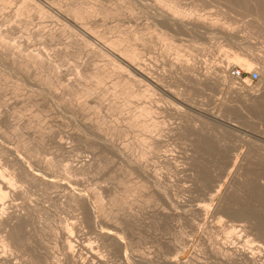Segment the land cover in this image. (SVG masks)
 I'll return each mask as SVG.
<instances>
[{
    "label": "rangeland",
    "instance_id": "rangeland-1",
    "mask_svg": "<svg viewBox=\"0 0 264 264\" xmlns=\"http://www.w3.org/2000/svg\"><path fill=\"white\" fill-rule=\"evenodd\" d=\"M1 1L0 48L5 54L0 52V164L10 171L3 165L9 157L29 171L32 165L30 173L36 182L18 185L23 188L25 184L29 198L40 207L32 225L23 229L29 235L22 231L21 238L26 237L18 251L13 250L11 264H39L26 243L33 225L42 238L43 253L62 249L57 236L62 233L59 228L67 225L80 230H74V238L93 248L105 264H174L175 260H188L186 264L246 263L224 255L226 248L251 249L259 264H264V0H166L180 10L176 18L172 6L164 7L166 4L155 0H138L137 4L128 0H53L63 8L81 1L82 8L96 17L95 29L103 31L107 25L110 38H123L122 47L137 50V62L157 82L139 77L131 80L112 57L95 56L94 46L76 45L73 29L45 8L41 11L37 2ZM129 7L135 8L137 17ZM166 16L184 21L175 20L177 25L171 26L161 22ZM206 21L219 23L218 27L232 35L209 30L203 26ZM8 25H14L16 32L7 36L3 31ZM48 30H54V37ZM10 49H16V55ZM94 56L98 58L93 60ZM249 58L256 59L251 69L242 66ZM181 64L195 69L184 71V75L177 67ZM94 66L105 73L94 72ZM236 68L243 73L240 79L232 75ZM252 71L259 72L257 81H251ZM77 78L84 81L85 96L76 91L77 95L71 91L60 100L48 95L61 93ZM96 90L104 92L98 95ZM242 92L261 100L251 102L249 95L242 98ZM91 95H96L97 103ZM74 96L93 100L87 102L86 115L80 116L72 105ZM84 159L92 160L91 169L73 172V166ZM46 161L56 171L52 175L42 168ZM95 192L94 196H103L95 200L99 215L92 214L88 206L81 210L71 199L77 198L78 204V198ZM15 199V203L22 202ZM43 261L40 259V264Z\"/></svg>",
    "mask_w": 264,
    "mask_h": 264
},
{
    "label": "bare ground",
    "instance_id": "bare-ground-1",
    "mask_svg": "<svg viewBox=\"0 0 264 264\" xmlns=\"http://www.w3.org/2000/svg\"><path fill=\"white\" fill-rule=\"evenodd\" d=\"M8 1V0H7ZM12 1H14V0H12ZM25 3H28V1L26 0H23ZM34 2H35V4H36V2L38 3L37 5L39 6V5H41L40 7V10L42 11L44 8L46 9V11H48V12H50V14L52 13L53 15H55L58 19H60L63 23H64V26H69V27H71L72 29H73V33L75 34H73V36H74V40H75V43H76V45H79V46H85V47H87V46H94L93 48H94V50H92V52H94V55L96 54V55H100L99 57H101V56H110V57H112L113 58V60H114V62H115V60L116 61H118V68L120 69H123L124 71H125V73H128V75H127V77H131L130 79L131 80H136V77H139L140 78V80H141V78H145V79H147V80H149L150 82H157L156 81V79H155V77L151 74V73H149L148 71H146L145 69V71L143 70V68H142V66H140V64H139V61L137 62V60H136V52H137V50H136V52H135V50H133L132 48H131V50H129L128 48H124V46L122 47V45H121V40L123 39H121V40H119V39H116V38H114V37H112V38H110L111 36H109V35H107V25H106V29H104L103 31H101V30H96L95 29V27L94 26H97L96 25V22L97 21H95V18H93V16H94V14L91 12V11H87V10H84L82 7H83V3H80V2H78L76 5H72V7H71V5L69 6L68 4H67V6H66V8H63V6H60V7H57V5L55 6L54 4H55V2L53 3V0H33ZM66 1V0H65ZM102 1V0H101ZM130 1V3L131 2H133L132 4H137L139 1L138 0H128V2ZM138 1V2H137ZM146 1H148V0H146ZM156 2H158V4L159 3H162L163 5L164 4H166V6H164V7H169L168 5H170V6H172V8H174L173 6H175V5H171V4H169L166 0H155ZM166 1V2H165ZM0 2H2L1 0H0ZM4 2H5V0H4ZM3 2V3H4ZM15 2V1H14ZM23 2V3H24ZM75 2H77V1H75ZM74 2V3H75ZM121 2V1H120ZM151 2V1H150ZM174 2V1H173ZM2 3V4H3ZM9 3H11V2H9ZM9 3H6L7 5H9ZM13 3V2H12ZM21 3V2H20ZM22 3V4H23ZM24 3V4H25ZM29 3H31L30 5H33L32 4V2L29 0ZM57 3H58V1H57ZM102 3V2H101ZM141 3V2H140ZM154 3V2H153ZM1 4V3H0ZM23 4V5H24ZM66 4V3H65ZM174 4V3H173ZM178 4V3H177ZM4 5V4H3ZM7 5H4V6H7ZM28 5V4H27ZM30 5H28V6H30ZM59 5V4H58ZM143 5V4H142ZM149 5V4H148ZM155 5V4H154ZM1 6V5H0ZM4 6H2L3 7V9H5V8H7V7H5L4 8ZM35 6V5H34ZM94 6V5H93ZM144 6V5H143ZM157 6V5H156ZM159 6V5H158ZM157 6V7H158ZM178 7H180L179 5H177ZM237 6V5H236ZM23 7H26V4L23 6ZM22 7V8H23ZM31 7H33V6H31ZM30 7V8H31ZM36 7V9H37V6H35ZM65 7V6H64ZM74 7V8H73ZM133 7H134V5H133ZM154 7V6H153ZM156 7V8H157ZM1 8V7H0ZM21 8V9H22ZM29 8V7H28ZM28 8H27V11H28ZM128 8V7H127ZM130 8V7H129ZM162 8V7H161ZM171 8V10H173V13H174V16H175V18H176V15H178L179 13H181L180 12V10L179 9H176V8H174V9H172ZM234 8V7H233ZM13 9V8H12ZM12 9H10V11L12 10ZM34 9V8H33ZM32 9V10H33ZM45 9H44V11H45ZM89 9V8H88ZM96 9V8H95ZM94 9V11H98L97 9L95 10ZM135 9V8H134ZM132 7L129 9L130 10V12L133 14V16L135 15V12L133 11L134 10ZM19 10H20V8H19ZM24 10H25V8H24ZM90 10V9H89ZM138 10V9H137ZM159 10H160V7H159ZM162 10V9H161ZM29 11H31V9L29 10ZM37 11V10H36ZM36 11H35V13H36ZM71 11V12H70ZM163 11V10H162ZM170 11V10H169ZM2 12V11H1ZM5 12V11H4ZM24 11L22 10V13H23ZM32 12V11H31ZM138 12V11H137ZM136 12V13H137ZM165 12V11H164ZM167 12V11H166ZM226 12V11H225ZM25 13H27V12H25ZM29 14H30V12H28ZM27 13V14H28ZM33 13V12H32ZM31 13V14H32ZM38 13V12H37ZM39 13H40V11H39ZM43 13V12H42ZM41 13V14H42ZM171 13V12H170ZM173 13H171V14H173ZM184 13V12H183ZM18 14V13H17ZM44 14H46V12H44ZM43 14V15H44ZM50 14H48V16L50 15ZM51 14V15H52ZM139 14V13H138ZM7 15H8V13H7ZM7 15H6V17H7ZM39 15V14H38ZM37 15V16H38ZM159 15V14H158ZM179 15H181V14H179ZM187 15V14H186ZM243 15V14H242ZM55 16H53V17H55ZM132 16V17H133ZM136 16V15H135ZM134 16V17H135ZM139 16V15H138ZM162 16H163V14H162ZM165 16V15H164ZM0 17H2V16H0ZM11 17V16H10ZM39 17V16H38ZM133 17V18H134ZM137 17V16H136ZM177 17H180V16H177ZM188 17V16H187ZM40 18H42V17H40ZM101 18V17H100ZM99 18V19H100ZM161 18V17H160ZM198 18H200V17H198ZM196 19V20H199V19ZM17 19V18H16ZM46 19V18H45ZM53 19V18H52ZM202 19V18H201ZM206 19V18H205ZM6 20V19H5ZM12 20V19H11ZM40 20V19H39ZM101 20V19H100ZM104 20V19H103ZM105 20H107V19H105ZM133 20V19H132ZM159 20H161V19H159ZM180 21L181 23H182V21H184V20H177V19H174V17H173V19L172 18H170L169 16L167 17H165V19L164 18H162V21L161 22H164V23H166V24H168V25H171V26H176L175 25V23H176V21ZM254 20H256V19H254ZM59 21V20H58ZM188 21V20H187ZM186 21V22H187ZM190 22H191V20H189ZM193 22L195 21V20H192ZM258 21V20H257ZM186 22H184L183 24H185ZM190 22H187V23H190ZM202 22H205V20L204 21H201V23ZM207 22V21H206ZM214 22V21H213ZM29 23V22H28ZM60 23V22H59ZM104 23V25H105V22H103ZM103 23H102V25H103ZM196 23H198V21L196 22ZM195 23V24H196ZM215 23V22H214ZM214 23H211V22H207V23H203V26H205L206 28H208L209 30L211 29L212 31L213 30H216V31H221L222 30V32L223 33H225V34H227V35H232V33H230L229 31H226V30H228V29H226L225 27V29L223 28H221V27H218L217 25L219 24L218 22V24L216 25V24H214ZM255 23V22H254ZM257 23V22H256ZM9 24V23H8ZM41 24H43V21H41ZM49 24V23H48ZM47 24V25H48ZM107 24V23H106ZM161 24V23H160ZM178 24H180V23H178ZM190 24H192L193 25V23L191 22ZM194 24V25H195ZM199 24H200V20H199ZM54 25V24H53ZM59 25V24H58ZM63 25V24H62ZM162 25V24H161ZM264 25V24H263ZM50 26V25H49ZM179 26V25H178ZM177 26V27H178ZM188 26V25H187ZM197 26H198V24H197ZM14 27V25H12V27H9V25H8V28L6 27H4L5 29H4V31L3 32H5V33H7V36H8V34L10 33L11 34V32L13 33V31L16 29V27L15 28H13ZM48 27V26H47ZM52 27V26H51ZM55 27V26H54ZM58 27V26H57ZM165 27V26H164ZM183 27V26H182ZM193 27H195V26H192L191 27V29L193 28ZM204 27V28H205ZM259 27V26H258ZM59 28V27H58ZM190 28V27H189ZM260 28V27H259ZM262 28V27H261ZM46 29H49V28H46ZM50 29H52V28H50ZM56 29V28H55ZM54 29V30H55ZM180 29V28H179ZM190 29V30H191ZM194 29H196V27L194 28ZM203 29V28H202ZM44 30V29H43ZM53 30V31H54ZM57 30H59V29H57ZM57 30H55V32H57ZM61 30V29H60ZM69 30V29H68ZM201 30V29H200ZM53 31H49L48 30V33L47 34H52V37H54L53 36ZM71 31V30H70ZM180 31V30H179ZM186 31V30H185ZM194 31V30H193ZM199 31V30H198ZM202 31H204V30H202ZM202 31H200V32H202ZM231 31V30H230ZM16 31H14V33H15ZM45 31H43V33H44ZM52 32V33H51ZM54 32V33H55ZM232 32V31H231ZM46 33V32H45ZM215 33V32H214ZM3 34V33H2ZM37 34V33H36ZM60 34V33H59ZM59 34H57V35H59ZM45 35V34H44ZM63 35V34H62ZM61 35V36H62ZM224 35V34H223ZM43 36V35H42ZM46 36V35H45ZM2 37V36H1ZM46 38H48V36L46 37ZM50 38V37H49ZM48 38V39H49ZM124 42V41H123ZM2 44V43H1ZM71 44V43H70ZM123 44V43H122ZM6 45V44H5ZM9 46V45H8ZM22 46V45H21ZM128 46V45H127ZM127 46H125V47H127ZM5 47V46H4ZM2 48V47H1ZM0 48V49H1ZM8 48V47H7ZM6 48V49H7ZM130 48V47H129ZM136 48V47H135ZM3 49V48H2ZM0 50V52L1 53H4L5 54V50ZM13 49V48H12ZM19 49V48H18ZM71 49V48H70ZM78 49V48H77ZM81 49V48H80ZM88 49V48H87ZM11 50V49H10ZM8 51V52H11V51H13V53H14V50H16V49H14V50H11V51ZM85 51H86V49H84ZM89 50H90V47H89ZM139 50V49H138ZM20 51V50H19ZM24 51V50H23ZM17 51H15V53H16ZM22 52V51H21ZM21 52H19V53H21ZM89 52H91V51H89ZM0 53V54H1ZM12 53V52H11ZM12 53V54H13ZM13 54V56L14 55H16V54ZM18 53V55L19 56H21L20 54ZM86 53H87V51H86ZM3 54V55H4ZM10 54V53H9ZM11 54V55H12ZM90 54V53H89ZM92 55V54H91ZM90 55V56H91ZM95 55V56H96ZM138 55H140L139 54V52H138ZM234 55V54H233ZM6 56H8V55H6ZM10 56V55H9ZM8 56V57H9ZM19 56H18V58H19ZM94 56V58H93V60L95 59V58H98V57H95ZM249 56V55H248ZM36 57V56H35ZM140 57V56H139ZM239 56H237V58H238ZM11 58V60H12V58H14V57H10ZM16 58V57H15ZM21 58H22V56H21ZM20 58V59H21ZM106 58V57H105ZM236 57H235V59H237ZM257 58V57H256ZM23 59V58H22ZM21 59V60H22ZM100 59V58H99ZM239 59V58H238ZM246 59V58H245ZM244 59V60H245ZM16 60H17V58H16ZM24 60V59H23ZM37 60V59H36ZM103 60V59H102ZM256 59L255 58H249V60H246V62L244 61V65H242V66H244V67H246L247 66V69H251L252 68V66H253V63H254V61H255ZM258 60V59H257ZM260 60V59H259ZM43 61V60H42ZM83 61V60H82ZM188 61V60H187ZM239 61V60H238ZM13 62V61H12ZM18 62V61H17ZM47 62V61H46ZM95 62V61H94ZM97 62V61H96ZM177 62V61H176ZM31 63V62H30ZM43 63V62H42ZM103 63V62H102ZM115 63H117V62H115ZM9 64V63H8ZM20 64H21V62H20ZM27 64V63H26ZM106 64H107V62H106ZM246 64V65H245ZM42 65V64H41ZM100 65V64H99ZM99 65H97V66H99ZM181 65H183V66H181ZM180 66L179 65H177V67L183 72V74H184V71H191V70H194L195 68H191V67H188V66H184V64H181ZM185 65H187V64H185ZM189 65V64H188ZM46 66V65H45ZM47 66H49V65H47ZM96 66V67H97ZM105 65L103 64L102 65V68H106V66L104 67ZM145 66V65H144ZM192 66V65H191ZM24 67V66H23ZM50 67V66H49ZM95 67V66H94ZM95 67V68H96ZM86 68V67H85ZM99 68V67H98ZM176 68V67H175ZM177 68V69H178ZM230 68V66L228 67V68H226V72L228 71V70H230L229 69ZM47 69V68H46ZM88 69H90V68H88ZM100 69H101V67H100ZM107 69V68H106ZM105 69V70H106ZM120 69V70H121ZM95 70L96 71H99V72H102V73H105V72H103V70L102 71H100V70H97V68L96 69H94V72H95ZM173 70H175V69H173ZM40 71V70H39ZM178 71V73H180L179 72V70H177ZM196 71V70H195ZM208 71V70H207ZM211 71V70H210ZM53 72V71H52ZM120 72H122V71H120ZM198 72V71H197ZM197 72H196V74H197ZM211 72H213V71H211ZM225 72V71H224ZM38 73V72H37ZM96 73H98V72H96ZM192 73H194V72H192ZM200 73V72H199ZM209 73V72H208ZM219 73V72H218ZM223 73V72H222ZM43 74V73H42ZM63 74V73H62ZM173 74V73H172ZM171 74V75H172ZM195 74V73H194ZM193 74V75H194ZM195 74V75H196ZM210 74H212V73H210ZM221 74V73H220ZM36 75V74H35ZM96 75H98V74H96ZM104 75V74H103ZM103 75H100L101 77L103 76ZM106 75V74H105ZM180 75V74H179ZM182 75V74H181ZM185 75V74H184ZM187 75H189V74H187ZM192 75V74H191ZM204 74H202V76H203ZM226 75H227V73H226ZM27 76V75H26ZM120 76V75H119ZM126 76V75H125ZM198 76H200L199 74H198ZM205 76H209V75H207L206 73H205ZM60 77H62V76H60ZM77 77V76H76ZM80 77V76H79ZM134 77V78H133ZM185 77V76H184ZM189 77V76H188ZM201 77V76H200ZM123 78V77H122ZM139 78H137V79H139ZM190 78V77H189ZM196 78V77H195ZM203 78V77H202ZM201 78V79H202ZM224 78V77H223ZM124 79H126V78H124ZM124 79L123 80H121L122 82H124ZM130 79H128L129 81H130ZM191 79V78H190ZM193 79H194V77H193ZM205 79V78H204ZM211 79V78H210ZM214 79V78H213ZM46 80V79H45ZM72 80V79H71ZM82 80V79H81ZM81 80H80V78L78 79H76V81L74 82V83H70V84H68L67 85V87H65V89L61 92V93H55V95L54 94H52V92H50V94H48L49 96H51L52 98H54V99H64V97L67 95V94H69V93H71V91L74 93V95L77 93L78 95L79 94H81V93H83V88H84V86L82 85V82H81ZM196 80V79H195ZM199 80V79H198ZM198 80H196L197 82H198ZM209 80V79H208ZM53 81V80H52ZM83 81V80H82ZM117 81V80H116ZM195 81V82H196ZM210 81V80H209ZM208 81V82H209ZM36 82V81H35ZM38 82V81H37ZM36 82V83H37ZM66 82V81H65ZM84 82V81H83ZM99 82V81H98ZM126 82H128L127 81V79H126ZM125 82V83H126ZM131 82V81H130ZM200 82V81H199ZM205 82V81H204ZM119 83V82H118ZM129 83V82H128ZM134 83H136V82H134ZM236 83V82H235ZM120 84V83H119ZM200 84V83H199ZM202 84H204L203 83V81H202ZM49 85V84H48ZM93 85V84H92ZM92 85H91V88H92ZM90 86V85H89ZM94 86V85H93ZM138 86V85H137ZM97 87V86H96ZM234 87V86H233ZM15 88V87H14ZM49 88V87H48ZM88 89H89V87H87ZM87 88H85L86 90H88ZM90 88V92H91V89ZM95 88V87H94ZM105 88H106V86H105ZM104 88V89H105ZM124 88V87H123ZM236 88V87H235ZM99 89H101V88H99ZM103 89V90H104ZM133 89V88H132ZM135 89V88H134ZM237 89H239V88H237ZM240 89H242V88H240ZM98 90V89H97ZM97 90H96V92H97ZM102 90V91H103ZM234 90V89H233ZM44 91V90H43ZM54 91V90H53ZM75 91H76V93H75ZM102 91H100L101 93H102ZM105 91V90H104ZM103 91V92H104ZM106 91H107V88H106ZM169 91V90H168ZM240 91V90H239ZM242 91V90H241ZM31 92V91H30ZM36 92V91H35ZM88 92H89V90H88ZM108 92V91H107ZM106 92V93H107ZM133 92V91H132ZM142 92V91H141ZM235 92H237V91H235ZM72 93V94H73ZM95 94V92L94 91H92L91 92V94ZM98 93V95L99 94H101V93H99V91L97 92ZM96 93V94H97ZM243 93V92H242ZM246 93V92H245ZM249 93V92H248ZM71 94V95H72ZM76 94V95H77ZM84 94V93H83ZM103 94V93H102ZM105 94V93H104ZM134 94H135V91H134ZM131 95H133V94H131ZM136 95H137V93H136ZM135 95V96H136ZM241 95V94H240ZM243 95H245L244 97H243ZM246 95H249V98L248 99H250V101L252 102V101H255L256 99H259V98H256L255 96H253V95H251L250 96V94H242L241 96H242V98H246L247 99V97L248 96H246ZM82 96V95H81ZM80 96V98H82L83 96H85V94L81 97ZM91 96H93V100H94V96H96V95H91ZM102 96V95H101ZM104 96V95H103ZM134 96V95H133ZM175 96V95H174ZM1 97V96H0ZM76 96H74V98H75ZM87 97V96H86ZM90 97V96H89ZM89 97H87V98H89ZM15 98V97H14ZM67 98V97H66ZM71 98H73V97H71ZM73 98V99H74ZM79 97L77 98L76 97V99L75 100H73L72 101V99H71V101L72 102H74L73 104L72 103H70V105L72 104V105H74L76 108V111L80 114V116H82L83 114H85L86 113V106H87V102L89 101L87 98H86V100H82V99H80ZM91 98V97H90ZM96 98V97H95ZM98 99L97 100H99V96L97 97ZM101 98V97H100ZM105 98V97H104ZM178 98V97H177ZM91 99V101H89V103L91 102V104H92V102H93V100ZM44 100V99H43ZM46 100V99H45ZM66 100H68V99H66ZM261 100V99H260ZM260 100H256L257 102L259 101L260 102ZM263 100H264V98H263ZM70 101V100H69ZM105 101V100H104ZM246 101V100H245ZM34 102V101H33ZM39 102V101H38ZM57 102V101H56ZM94 102H96V99L94 100ZM88 103V104H89ZM97 103V102H96ZM44 104V103H43ZM53 104V103H52ZM64 104V103H63ZM103 104H105V103H103ZM142 106V105H141ZM149 106V105H148ZM102 107V106H101ZM38 108V107H37ZM55 108V107H54ZM70 108V107H69ZM104 108V107H103ZM109 108V107H108ZM116 108V107H115ZM146 108V107H145ZM144 108V109H145ZM102 109V108H101ZM105 109V108H104ZM149 109V108H148ZM147 109V110H148ZM58 110H59V108H58ZM143 110V109H142ZM65 111V110H64ZM139 112V111H138ZM143 112H144V110H143ZM119 113V112H118ZM6 114V113H5ZM13 114V113H12ZM140 114V113H139ZM86 115V114H85ZM29 116V115H28ZM60 116V115H59ZM63 116V115H62ZM135 116V115H134ZM137 116V118L139 117V116H141V115H136ZM91 117V116H90ZM93 117V116H92ZM218 117V116H217ZM54 118V117H53ZM57 118V117H56ZM135 118V117H134ZM216 118V117H215ZM219 118V117H218ZM3 119V118H2ZM67 119V118H66ZM0 120H1V118H0ZM82 120V119H81ZM132 120V119H131ZM206 120V119H205ZM214 120H217L218 121V119H214ZM91 121V120H90ZM137 121V120H136ZM139 121V120H138ZM53 122V121H52ZM134 122V121H133ZM150 122V121H149ZM4 123V122H3ZM55 123V122H54ZM137 123V122H136ZM197 123V122H196ZM31 124V123H30ZM39 124V123H38ZM57 124V123H56ZM58 124H59V122H58ZM217 124V123H216ZM94 125V124H93ZM128 125V124H127ZM141 125V124H140ZM6 126V125H5ZM41 126V125H40ZM61 126V125H60ZM142 126H143V124H142ZM145 126L147 127V124H145ZM9 127V126H8ZM12 127H14V126H12ZM11 127V128H12ZM51 127V126H50ZM2 128V127H1ZM6 129V128H5ZM27 129V128H26ZM130 129V128H129ZM3 130V129H2ZM8 130V129H7ZM90 130V129H89ZM134 130V129H133ZM14 131V130H13ZM36 131V130H35ZM42 131V130H41ZM44 131V130H43ZM46 131V130H45ZM73 131V130H72ZM5 132V131H4ZM3 132V133H4ZM28 132V131H27ZM32 133V132H31ZM49 133V132H48ZM55 133V132H54ZM57 133V132H56ZM10 134V133H9ZM75 134V133H74ZM89 134H90V132H89ZM94 134V133H93ZM141 134V133H140ZM25 135H26V133H25ZM45 135V134H44ZM61 135V134H60ZM100 135V134H99ZM131 135V134H130ZM3 136V135H2ZM7 136V135H6ZM11 136V135H10ZM19 136V135H18ZM37 136V135H36ZM57 136V135H56ZM136 136V135H135ZM14 137V136H13ZM16 137V136H15ZM20 137V136H19ZM77 137V136H76ZM102 137V136H101ZM152 137V136H151ZM153 138V137H152ZM5 139V138H4ZM13 139V138H12ZM16 139V138H15ZM14 139V140H15ZM18 139V138H17ZM79 139V138H78ZM104 139V138H103ZM33 140V139H32ZM37 140V139H36ZM99 140V139H98ZM8 141V140H7ZM23 141V140H22ZM38 141V140H37ZM41 141V140H40ZM53 141V140H52ZM56 141V140H55ZM9 142V141H8ZM17 142H19L18 140H17ZM47 142V141H46ZM51 142V141H50ZM59 142V141H58ZM81 142V141H80ZM89 142V141H88ZM92 142V141H91ZM11 143V142H10ZM43 143H45V142H43ZM61 143V142H60ZM85 143V142H84ZM83 143V144H84ZM8 144V143H7ZM21 144V143H20ZM35 144V143H34ZM106 144V143H105ZM44 145V144H43ZM96 145V144H95ZM99 145V144H98ZM1 146V145H0ZM11 146V145H10ZM21 146V145H20ZM27 146V145H26ZM60 147H62L63 149L64 148H67L65 145H59ZM146 146V145H145ZM28 147V146H27ZM51 147V146H50ZM5 148H6V146H5ZM5 148H3V150L5 149ZM41 148V147H40ZM61 148V149H62ZM148 148V147H147ZM158 148V147H157ZM8 149V148H7ZM20 149V148H19ZM29 149V148H28ZM89 149H92V148H89ZM98 149H99V146H98ZM106 149H107V147H106ZM109 149V148H108ZM136 149V148H135ZM23 150V149H22ZM26 150V149H25ZM25 150H23V151H25ZM68 150V149H67ZM156 150V149H155ZM0 151H1V149H0ZM7 151H9V150H7ZM29 151V150H28ZM43 151V150H42ZM152 151H153V149H152ZM3 152V151H2ZM20 152V151H19ZM51 152V151H50ZM95 152V151H94ZM103 152V151H102ZM107 152V151H106ZM26 153V152H25ZM105 153V152H104ZM146 153V152H145ZM7 154V153H6ZM3 155V154H2ZM10 155V154H9ZM12 155V154H11ZM18 155V154H17ZM24 155V154H23ZM146 155V154H145ZM25 157V156H24ZM29 157V156H28ZM34 157V156H33ZM2 158V157H1ZM3 158H4V156H3ZM2 158V159H3ZM8 158V159H7ZM26 158V157H25ZM38 158V157H37ZM35 159V158H34ZM41 159H42V157H41ZM90 159V158H89ZM89 159H84V161L81 163V165H78V166H73V172H77V171H79V172H85V171H87V170H89V169H91L90 168V166H91V161L89 160ZM4 160V159H3ZM9 160H11V159H9V157H5V163H3V165L5 164L7 167H10V171H8L9 170V168H8V170H6V169H4V168H2L1 167V164H0V233H2L3 234V238H2V243H1V245H0V264H11L12 263V260H13V250H15V249H17V251H18V247H20V245H21V241H23V238H25L24 236H23V238H21V233H22V231H23V229H26V227H28V225H29V223L31 224V220L33 221V218H36L35 217V214H36V210H38L39 208H38V203L37 202H35L34 200H31L30 198H29V193H28V191H27V189L26 188H24V185H23V188L21 187V185L19 186L18 185V183H26V184H28V183H34V182H36V179L35 178H33V175L31 174L32 172H31V167H32V165L30 164V171L28 170L29 168H27L26 169V167L25 168H22V167H19L18 166V164H16V162L15 161H9ZM14 160V159H13ZM33 160V159H32ZM40 160V159H39ZM43 160V159H42ZM1 161V160H0ZM30 161V160H29ZM50 161V160H49ZM52 161H54V160H52ZM13 162V163H12ZM15 162V163H14ZM51 162V161H50ZM48 163L47 161L42 165V168L45 170V174L47 173V174H50V175H52V173L54 172H56V171H53V168H52V165H50L51 163ZM95 162V161H94ZM20 164V163H19ZM29 164V163H28ZM57 164V163H56ZM59 164V163H58ZM2 165V166H3ZM21 165H22V163H21ZM27 165V164H26ZM25 166V165H24ZM29 167V166H28ZM37 167V166H36ZM72 167V166H71ZM39 169V168H38ZM42 169V170H43ZM55 169V168H54ZM68 169V168H67ZM43 170V171H44ZM71 170V169H70ZM68 171V170H67ZM31 172V173H30ZM72 172V173H73ZM36 173V172H35ZM60 173V172H59ZM62 173V172H61ZM78 173V172H77ZM65 174V173H64ZM34 175H37V174H34ZM77 175V174H76ZM69 177V176H68ZM43 178V177H42ZM72 179V178H71ZM67 181H69V179L67 180ZM78 182V181H77ZM76 182V183H77ZM46 184L48 183V182H45ZM54 182H50V187H54V184H53ZM71 183V181H69V184ZM71 184H73V183H71ZM81 184V183H80ZM32 185V184H31ZM34 185V184H33ZM42 185V184H41ZM48 185H49V183H48ZM77 185V184H76ZM82 185V184H81ZM29 186H30V184H29ZM26 187H27V185H26ZM44 188V187H43ZM29 189V188H28ZM35 189V188H34ZM40 189H41V187H40ZM44 191V190H43ZM32 193V192H31ZM49 193V192H48ZM47 193V194H48ZM78 193V192H77ZM90 193V192H89ZM40 194V193H39ZM96 194V192L94 193V194H88V195H83L84 197H80V198H78V204H77V198L75 199L74 197H71V199H72V201H75L76 200V206H78L81 210H83L84 208H86L87 206L91 209V211H92V214L93 213H95V214H97L98 213V215H99V213H100V208L95 204V200H97L98 201V198L96 197V196H100L98 193V195H96V196H94ZM126 194V193H125ZM78 195V194H77ZM50 196H51V194H50ZM102 196V195H101ZM100 196V197H101ZM69 197V198H70ZM76 197V196H75ZM103 197V196H102ZM129 197V196H128ZM20 199L21 198V200H22V202L20 203V204H18L17 202L15 203L14 202V199ZM120 198H121V196H120ZM15 199V200H16ZM41 199V198H40ZM45 199V198H44ZM43 199V200H44ZM68 200V199H67ZM121 200V199H120ZM119 200V201H120ZM122 202H123V200H121ZM120 201V202H121ZM102 202V201H101ZM113 202H114V200H113ZM75 203V202H74ZM114 204H116V203H114ZM125 204V203H124ZM44 205V204H43ZM72 206V205H71ZM77 207V208H78ZM76 209V208H75ZM77 211H78V209H76ZM87 210V209H86ZM84 211V210H83ZM103 211V210H102ZM82 212V211H81ZM86 212H84V214H85ZM42 215V214H41ZM83 215V214H82ZM45 216V215H44ZM84 217H85V215H83ZM96 216V215H95ZM41 217V216H40ZM39 217V218H40ZM54 217V216H53ZM81 217V216H80ZM46 218V217H45ZM42 219V218H41ZM40 219V220H41ZM46 219H48V218H46ZM98 219H99V216H98ZM39 220V219H38ZM49 220V219H48ZM81 220V219H80ZM83 220V219H82ZM42 221V220H41ZM36 222V221H35ZM46 222V221H45ZM54 222H52V224H53ZM82 223V222H81ZM84 223V222H83ZM35 224V223H34ZM42 224H43V221H42ZM47 224H49V223H47ZM55 224V223H54ZM79 224V223H78ZM32 225V224H31ZM83 225V224H82ZM47 226H49V225H47ZM62 226V225H61ZM40 227H42V225L40 226ZM55 227V226H54ZM58 227V226H57ZM30 228H32V226L30 227ZM38 228H39V226H38ZM43 228V227H42ZM45 228V227H44ZM52 228V227H51ZM60 229H62V233L60 234V235H58L57 236V242H59V243H61V250H62V252H60V251H55L54 249L53 250H49L48 252L46 251V252H44L43 253V251H41V250H43V249H45L41 244H43V243H41V239L42 238H40V235H39V231H37L38 229H37V226L36 225H33V230H29L30 232V236H28V242H26L25 240H27V239H24V241L28 244V246H30V249L32 250V252H33V255H32V253L30 254V255H32L34 258H35V260L40 264V259H41V262H42V260H44L43 261V263L44 264H59L60 262L62 263V264H105V261L103 260V258L97 253V252H95V251H93V248H90V247H88L87 245H82V242L81 243H79L78 241H77V237L76 238H74V230H77V232L79 233V229L77 228V229H75V227L72 229V228H70V227H68L67 225L64 227V229H63V227L62 228H59V230ZM42 230V229H41ZM50 230V229H49ZM53 230H55V229H53ZM52 229H51V231H53ZM58 230V231H59ZM28 231V230H27ZM56 231V230H55ZM57 231V232H58ZM48 232H50V231H48ZM60 232H61V230H60ZM23 233H25L24 231H23ZM28 233V232H27ZM43 233H44V230H43ZM46 233V232H45ZM52 233H54L53 235H56L55 234V232H52ZM1 234V235H2ZM26 234V233H25ZM42 234V233H41ZM47 234V233H46ZM51 234V233H50ZM81 234V233H80ZM102 234V233H101ZM122 234V233H121ZM23 235V234H22ZM26 235H29V234H26ZM103 235V234H102ZM48 236V235H47ZM50 236V235H49ZM77 236H79V235H77ZM81 236V235H80ZM44 237V236H43ZM103 237H104V235H103ZM45 238V237H44ZM56 237L54 236V239H55ZM79 238V237H78ZM107 238H109V236H107ZM114 238V237H113ZM75 239H76V241H75ZM105 239V238H104ZM100 240H101V238H100ZM108 240V239H107ZM53 241V240H52ZM73 241L74 242H78V245L76 244H73ZM111 241V240H110ZM48 242V241H47ZM51 242V241H50ZM55 243H56V239H55V241H54ZM104 242V241H103ZM26 243H24V245L26 244ZM59 243H56V245L57 244H59ZM23 244V243H22ZM105 244V243H104ZM109 244V243H108ZM112 244V243H111ZM22 247V246H21ZM24 247V246H23ZM43 247V248H42ZM49 247V246H48ZM56 247V246H55ZM225 247V246H224ZM223 247V248H224ZM231 247V246H230ZM25 248H27V245L25 246ZM42 248V249H41ZM47 248V247H46ZM226 248V247H225ZM20 249V248H19ZM29 249V252L31 251ZM56 249H57V247H56ZM109 249V248H108ZM112 249V248H111ZM238 248H236V250H235V248H233V249H231V248H226L223 252H224V255L225 254H230L229 256H231V255H233L235 258H237L238 260H241V261H243V262H241L240 261V263H244V261L246 262V263H248V264H259V262H258V260H259V257L256 255V252H254V251H252L251 249H247L246 248V250H244V249H238ZM25 250V249H24ZM27 250V249H26ZM28 251V250H27ZM16 253V252H15ZM28 254V253H27ZM29 255V254H28ZM59 255L61 256V257H59ZM17 256V255H16ZM31 257V256H30ZM32 257V258H33ZM29 258V257H28ZM234 258V259H235ZM31 259V258H30ZM237 259H236V261H237ZM33 260V259H32ZM34 261V260H33ZM186 261H188V260H186ZM186 261H184V262H186ZM183 261L182 262H179V261H174V264H186V263H184ZM27 263V262H26ZM32 263V262H31ZM60 263V264H61ZM245 263V264H246ZM30 264V263H29ZM42 264V263H41Z\"/></svg>",
    "mask_w": 264,
    "mask_h": 264
},
{
    "label": "built area",
    "instance_id": "built-area-1",
    "mask_svg": "<svg viewBox=\"0 0 264 264\" xmlns=\"http://www.w3.org/2000/svg\"><path fill=\"white\" fill-rule=\"evenodd\" d=\"M232 75L239 79L243 77L242 71L237 68L232 70ZM250 79L251 81H257L259 79V72L257 71L250 72Z\"/></svg>",
    "mask_w": 264,
    "mask_h": 264
}]
</instances>
